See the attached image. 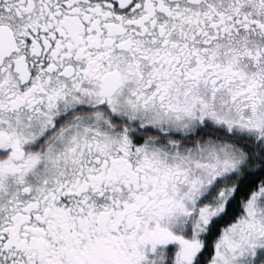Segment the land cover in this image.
I'll return each mask as SVG.
<instances>
[{
  "label": "snow or ice",
  "instance_id": "snow-or-ice-1",
  "mask_svg": "<svg viewBox=\"0 0 264 264\" xmlns=\"http://www.w3.org/2000/svg\"><path fill=\"white\" fill-rule=\"evenodd\" d=\"M0 264H264V0H0Z\"/></svg>",
  "mask_w": 264,
  "mask_h": 264
}]
</instances>
